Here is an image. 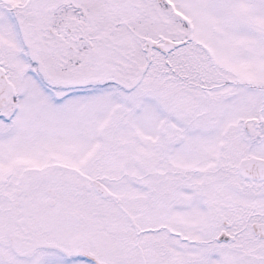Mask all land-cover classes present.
<instances>
[{
  "label": "snow or ice",
  "instance_id": "snow-or-ice-1",
  "mask_svg": "<svg viewBox=\"0 0 264 264\" xmlns=\"http://www.w3.org/2000/svg\"><path fill=\"white\" fill-rule=\"evenodd\" d=\"M0 264H264V0H0Z\"/></svg>",
  "mask_w": 264,
  "mask_h": 264
}]
</instances>
